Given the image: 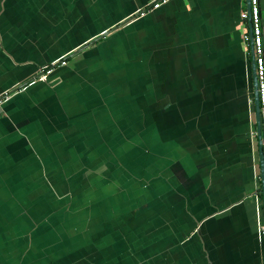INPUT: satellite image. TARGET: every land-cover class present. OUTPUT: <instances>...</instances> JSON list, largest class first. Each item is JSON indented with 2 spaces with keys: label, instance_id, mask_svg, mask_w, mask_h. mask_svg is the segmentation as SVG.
Returning a JSON list of instances; mask_svg holds the SVG:
<instances>
[{
  "label": "crops",
  "instance_id": "obj_1",
  "mask_svg": "<svg viewBox=\"0 0 264 264\" xmlns=\"http://www.w3.org/2000/svg\"><path fill=\"white\" fill-rule=\"evenodd\" d=\"M153 1L0 0V264H264L245 0Z\"/></svg>",
  "mask_w": 264,
  "mask_h": 264
},
{
  "label": "built area",
  "instance_id": "obj_2",
  "mask_svg": "<svg viewBox=\"0 0 264 264\" xmlns=\"http://www.w3.org/2000/svg\"><path fill=\"white\" fill-rule=\"evenodd\" d=\"M164 0L153 1L150 6L142 10L140 14L149 12L158 8L160 3ZM248 11H243L239 14L240 20L249 19L250 25V45L252 52V59L254 65V76L256 82V94L258 103V126H259V145L261 150L262 170H263V190H264V61H263V49L261 39V26H260V14L258 7V0H247ZM243 41L246 42L248 37L243 35ZM64 60H55L46 66H42L37 69L33 76L27 80L26 84L33 82H42L47 75L56 67L64 66ZM9 94H4L1 99H7ZM258 236H264V226L258 227Z\"/></svg>",
  "mask_w": 264,
  "mask_h": 264
},
{
  "label": "water",
  "instance_id": "obj_3",
  "mask_svg": "<svg viewBox=\"0 0 264 264\" xmlns=\"http://www.w3.org/2000/svg\"><path fill=\"white\" fill-rule=\"evenodd\" d=\"M246 3V11H248V4L247 0H245ZM247 24H248V41L250 44V25H249V19H247ZM251 49V45H250ZM251 75H252V101H253V114H254V123H255V137L257 141V146H258V159H259V164H260V177H261V192H262V208L264 211V190H263V170H262V160H261V150H260V145H259V126H258V103H257V94H256V82H255V76H254V65H253V59L251 60ZM46 80V78H45ZM44 80V81H45ZM42 81V82H44ZM37 83H39L37 81Z\"/></svg>",
  "mask_w": 264,
  "mask_h": 264
}]
</instances>
